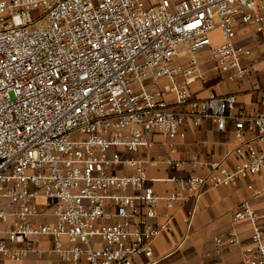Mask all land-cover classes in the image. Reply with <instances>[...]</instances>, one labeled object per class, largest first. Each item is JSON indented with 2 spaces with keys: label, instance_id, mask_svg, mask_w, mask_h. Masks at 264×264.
<instances>
[{
  "label": "built area",
  "instance_id": "built-area-1",
  "mask_svg": "<svg viewBox=\"0 0 264 264\" xmlns=\"http://www.w3.org/2000/svg\"><path fill=\"white\" fill-rule=\"evenodd\" d=\"M241 24L264 34V0H0V256L26 260L50 241L51 264H135L138 255L162 264L152 242L171 216L159 221L162 197L138 154L163 144L157 137L174 148L186 120L231 127L241 156L233 169L198 164L206 174L179 180L187 192L264 171V89L248 113L235 94L197 98L191 88L204 79V51L227 79L247 76ZM182 44L184 66L175 61ZM182 198L165 200L172 208ZM232 221L218 250L241 245L247 222L242 263L264 264V209L245 199Z\"/></svg>",
  "mask_w": 264,
  "mask_h": 264
},
{
  "label": "crops",
  "instance_id": "crops-1",
  "mask_svg": "<svg viewBox=\"0 0 264 264\" xmlns=\"http://www.w3.org/2000/svg\"><path fill=\"white\" fill-rule=\"evenodd\" d=\"M214 35H220L216 30ZM235 41L238 45L251 50L244 63L249 67L247 76L229 80L227 70H215L209 55L199 61L203 78L192 84V91L197 98H206L209 91L220 95L235 94L238 105L248 113L261 108L260 91L264 89V34L255 25L241 24L237 27ZM205 52V51H204ZM210 54V53H209ZM168 83L167 79L163 80ZM174 99L173 95L169 96ZM163 144L138 154L148 161L149 184L162 197L159 201L161 217L170 214L171 229L161 233L153 242L154 258L162 264H243V248L250 243L251 225L247 222L238 225L243 239L241 245L227 244L218 250L217 239L225 236L233 225L232 214L245 199L251 198L255 208L264 209L262 197L253 198L247 184L252 182L256 188L264 190V171L251 178L240 179L236 185L204 187L198 193L184 190L179 180L190 174H206L205 168L198 164L220 162L233 169L241 156L235 151L238 141L231 127L224 131L217 128L215 120H203L195 126L186 120L180 129L174 148L168 146V138L157 137ZM173 160V163L169 162ZM172 177L178 181L171 180ZM180 192L183 198L172 208L167 206L165 197ZM43 254H31L22 261H11L0 256L1 264H51L57 262V256L50 252L52 242L39 241ZM150 258L138 255L135 264H148Z\"/></svg>",
  "mask_w": 264,
  "mask_h": 264
},
{
  "label": "rangeland",
  "instance_id": "rangeland-1",
  "mask_svg": "<svg viewBox=\"0 0 264 264\" xmlns=\"http://www.w3.org/2000/svg\"><path fill=\"white\" fill-rule=\"evenodd\" d=\"M213 38H214V34H213ZM220 39H221L220 35H218V36L215 35V40L220 41ZM186 49H187V46L185 44H182L179 47L178 55L175 58V61L180 63L182 66H184L186 64V61H187V59L189 57L187 52H186ZM209 53H210L209 51L200 52V53H198V57L201 60H206L209 57V55H210Z\"/></svg>",
  "mask_w": 264,
  "mask_h": 264
}]
</instances>
